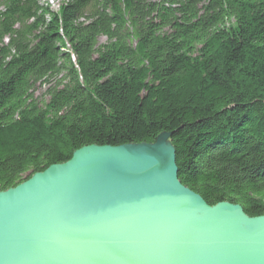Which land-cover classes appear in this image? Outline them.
<instances>
[{"label": "trees", "instance_id": "trees-1", "mask_svg": "<svg viewBox=\"0 0 264 264\" xmlns=\"http://www.w3.org/2000/svg\"><path fill=\"white\" fill-rule=\"evenodd\" d=\"M41 2L0 0V192L167 133L183 186L264 216V0Z\"/></svg>", "mask_w": 264, "mask_h": 264}, {"label": "water", "instance_id": "water-1", "mask_svg": "<svg viewBox=\"0 0 264 264\" xmlns=\"http://www.w3.org/2000/svg\"><path fill=\"white\" fill-rule=\"evenodd\" d=\"M170 137L85 147L0 192V264H264V216L183 186Z\"/></svg>", "mask_w": 264, "mask_h": 264}, {"label": "rangeland", "instance_id": "rangeland-1", "mask_svg": "<svg viewBox=\"0 0 264 264\" xmlns=\"http://www.w3.org/2000/svg\"><path fill=\"white\" fill-rule=\"evenodd\" d=\"M67 2L68 0H45L43 1V3L46 6L48 5L49 8L54 12L58 10L59 6H62L66 4ZM101 42H103V40ZM45 91H46V87H43V86L41 87V85L38 84L36 87V97L40 100H43Z\"/></svg>", "mask_w": 264, "mask_h": 264}]
</instances>
